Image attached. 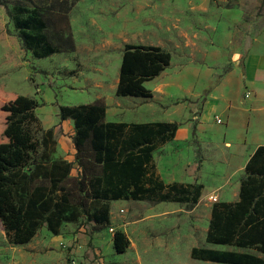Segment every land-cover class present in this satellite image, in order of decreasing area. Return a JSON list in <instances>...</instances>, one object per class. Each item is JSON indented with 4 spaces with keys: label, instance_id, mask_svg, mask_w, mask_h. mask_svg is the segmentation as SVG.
<instances>
[{
    "label": "rangeland",
    "instance_id": "obj_1",
    "mask_svg": "<svg viewBox=\"0 0 264 264\" xmlns=\"http://www.w3.org/2000/svg\"><path fill=\"white\" fill-rule=\"evenodd\" d=\"M7 3L10 11L15 5L28 11L39 7L50 17L52 40L59 43L61 36L70 35L75 44L74 51L36 59L23 47L8 10L0 6V90L5 96L15 94L37 102L40 124L33 127V133L41 141L46 130H54V159H64L72 152L74 132L73 122L61 121L59 106L103 101L111 110H125L128 117L173 120L170 123L182 130L200 124L210 95L228 73L243 66L253 42L264 33V10L259 11L262 0ZM126 44L157 45L172 55L161 77L145 85L153 93L150 99L116 96ZM226 126L227 121L221 125L215 120L212 130L201 134L196 129L186 142L171 141L154 153L160 171L170 181L203 185L197 204L112 202L111 224L104 231L81 218L63 224L58 236L44 227L31 243L22 246L8 241L0 221V264H216L193 260L195 247L264 258L255 250L206 242L213 205L234 201L244 176L220 133L226 132ZM116 231L130 240L124 254L114 250Z\"/></svg>",
    "mask_w": 264,
    "mask_h": 264
},
{
    "label": "trees",
    "instance_id": "obj_2",
    "mask_svg": "<svg viewBox=\"0 0 264 264\" xmlns=\"http://www.w3.org/2000/svg\"><path fill=\"white\" fill-rule=\"evenodd\" d=\"M0 6L8 10L23 47L36 59L75 50L70 35L61 36L59 43L52 40L50 17L39 7L28 11L15 5L10 11L7 0H0ZM171 61V53L160 46L126 44L116 96L152 98L145 85L159 78ZM37 108L34 99L5 96L0 90V221L11 244L31 243L44 227L58 236L63 224L81 218L104 231L111 224L112 202L197 204L201 198L203 185H166L157 176L153 155L160 145L174 140L178 124L109 123L103 101L59 106L61 121L74 124L76 157L71 163L53 158L57 146L53 129L46 130L41 141L35 137L33 127L40 124ZM206 242L264 255V147L246 165L239 200L213 205ZM113 245L117 254H124L130 240L116 231ZM191 258L216 264H264V258L254 254L197 247Z\"/></svg>",
    "mask_w": 264,
    "mask_h": 264
},
{
    "label": "crops",
    "instance_id": "obj_3",
    "mask_svg": "<svg viewBox=\"0 0 264 264\" xmlns=\"http://www.w3.org/2000/svg\"><path fill=\"white\" fill-rule=\"evenodd\" d=\"M262 4L259 11L264 10L261 9ZM262 37V39H256L253 42L251 54L247 56L243 66L228 73L222 79L219 87L210 95L202 111L201 123L196 126L190 125L186 130L179 127L173 140L175 142H186L193 135L194 128L195 133L197 129L201 134L208 129L212 130L214 121L217 117H220L223 121L222 124L227 121L226 132L224 133V130H221L220 133L222 132L230 145L232 158L238 161L242 175L245 174L246 165L256 151L260 147H264V33ZM247 93H251V96L243 98V94L246 96ZM110 107L107 106L106 122L126 123L127 119L132 120L133 117H128L125 110H111ZM133 120L131 124L156 122L150 121V118H133ZM165 122L170 123L173 120H166ZM231 133H233L232 138L230 137ZM74 135L75 130L71 137L72 152L63 159L71 163L75 162L76 157V149L73 143ZM153 163L157 167V176L161 181L166 185L176 182L163 176L154 155ZM154 180L158 181L156 178ZM240 186L241 183L238 187L237 198L231 202L239 200Z\"/></svg>",
    "mask_w": 264,
    "mask_h": 264
},
{
    "label": "built area",
    "instance_id": "obj_4",
    "mask_svg": "<svg viewBox=\"0 0 264 264\" xmlns=\"http://www.w3.org/2000/svg\"><path fill=\"white\" fill-rule=\"evenodd\" d=\"M251 96V93H247L246 94V98H249ZM216 122L218 123V124H222L223 123V121H222V119L220 118V117H217L216 118ZM214 201H216V199H214ZM111 232H113V230H111Z\"/></svg>",
    "mask_w": 264,
    "mask_h": 264
}]
</instances>
